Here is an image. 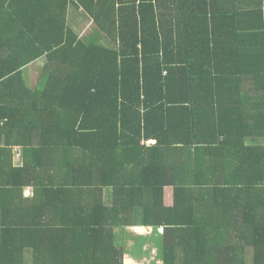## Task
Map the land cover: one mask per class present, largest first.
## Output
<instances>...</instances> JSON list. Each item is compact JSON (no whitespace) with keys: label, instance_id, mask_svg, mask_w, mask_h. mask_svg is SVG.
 <instances>
[{"label":"trees","instance_id":"obj_1","mask_svg":"<svg viewBox=\"0 0 264 264\" xmlns=\"http://www.w3.org/2000/svg\"><path fill=\"white\" fill-rule=\"evenodd\" d=\"M152 242L264 264V0H0V264Z\"/></svg>","mask_w":264,"mask_h":264},{"label":"rangeland","instance_id":"obj_2","mask_svg":"<svg viewBox=\"0 0 264 264\" xmlns=\"http://www.w3.org/2000/svg\"><path fill=\"white\" fill-rule=\"evenodd\" d=\"M45 59H42V61L36 62L32 65L29 66V68H27V75L30 76V79L35 80L37 78H35L38 73L40 72V70L42 69V67H44L45 63ZM19 159H17L18 161ZM172 194L173 191L172 190H166V203L165 205L167 206H171L172 205ZM31 197L32 194L27 193L26 192V197ZM125 232L127 233H131V236H152V232L150 229H143L141 227H136V228H130V229H126ZM122 231L120 229H118L116 231V234H120L121 235ZM130 245H133V243H131ZM148 249H152V252L150 254V256H148L147 254H143L141 257L139 258H135V257H131L130 255H125L123 262L124 264H151L152 262H156V264H163V261L159 259L158 257V252H157V248H155L153 246L152 243H149L148 245H146V247H144V250H148Z\"/></svg>","mask_w":264,"mask_h":264},{"label":"crops","instance_id":"obj_3","mask_svg":"<svg viewBox=\"0 0 264 264\" xmlns=\"http://www.w3.org/2000/svg\"><path fill=\"white\" fill-rule=\"evenodd\" d=\"M72 22H74V23H76V25L77 26H79V28L80 27H82V28H85V27H88L89 25H90V23H89V21L87 20V18L85 19V15L81 12V11H77V13L76 12H74L73 11V13H72V20H71V23ZM78 28V29H79ZM39 61H42V59L41 60H39ZM38 61V62H39ZM150 143H152V144H154V143H156V140H152V141H149ZM169 190V189H168ZM171 190V189H170ZM27 193H30L31 192V194H33L32 193V191H26ZM25 196H26V193H25ZM172 196H173V194H172ZM32 197V196H31ZM29 198H30V196H29ZM173 198V197H172ZM165 206H167V205H165ZM168 207V206H167ZM143 229H149V228H143ZM151 230V232H152V236H154V234H153V231H152V229H150ZM131 234V233H130ZM151 236V237H152ZM153 243V242H152ZM153 246L155 247V248H157V246L153 243Z\"/></svg>","mask_w":264,"mask_h":264}]
</instances>
